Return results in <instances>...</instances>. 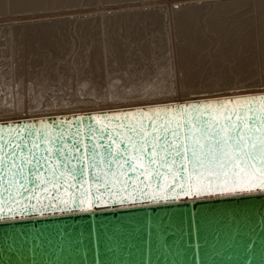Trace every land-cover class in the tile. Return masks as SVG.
I'll list each match as a JSON object with an SVG mask.
<instances>
[{"label": "water", "instance_id": "95a60500", "mask_svg": "<svg viewBox=\"0 0 264 264\" xmlns=\"http://www.w3.org/2000/svg\"><path fill=\"white\" fill-rule=\"evenodd\" d=\"M213 110L230 119L247 114L249 125L259 129L264 92L0 121V264H264V191L222 193L217 184L222 185L224 177L213 179L214 192L200 196L185 195L172 184L165 194L179 196L166 200L157 197L155 185L146 187L132 179L127 185L101 187L99 199L92 186L88 198L93 207L83 211L71 204V211L62 210L65 204L58 197L69 200L63 185L42 184L33 193L30 183L17 191V184H23L17 168L21 153L33 163L40 155L48 156L47 167L55 166L58 173L60 165L54 153L46 151L49 147H78L80 152L65 153L78 157L85 151L83 143L90 157L92 145L98 143L103 147L97 152L106 154L108 137L127 147L121 135H130L133 125L143 124L151 131L179 123L183 132L209 119V113L215 115ZM33 143L38 147L32 148ZM90 163L86 158L84 164ZM25 170L33 169L25 164ZM41 171L47 175L44 168ZM95 171L89 169L92 176ZM146 179L139 176V181ZM234 179L238 178L227 177L229 184ZM78 188L68 189L77 201ZM153 191L156 201L146 197ZM102 198L112 203L99 204Z\"/></svg>", "mask_w": 264, "mask_h": 264}, {"label": "bare ground", "instance_id": "6f19581e", "mask_svg": "<svg viewBox=\"0 0 264 264\" xmlns=\"http://www.w3.org/2000/svg\"><path fill=\"white\" fill-rule=\"evenodd\" d=\"M81 1L0 0V13H8L10 9L27 13L37 11L35 15L26 16V21L0 23V121L264 92V75L257 79L254 77L257 74L254 57L258 58V65L264 70V0H86L82 3L108 5L97 7L100 12L97 10L96 14L86 12L82 19L75 16L53 18L55 14L38 13L45 9L73 8ZM73 12H61L60 15ZM250 12L254 23L249 17L245 18ZM45 16H49L48 19L42 18ZM72 19L80 20L77 32L84 28L92 33H95V27L103 24L105 28L109 25L112 29L115 26H110L111 23H124L127 24L125 30L139 23L157 24L156 30L152 29L159 32L161 39H157V35L155 38L160 43L150 44L154 40V31L152 42L147 40L150 48L156 45L158 50L153 49L151 52L154 54L150 52L153 59L149 57L148 60L146 57L150 55L147 54L145 61L149 62L140 63V66H137L139 61L135 56L134 59L130 57L131 54L125 62H119V57L116 59L115 56L110 67L104 70L101 69L106 64L105 55L99 56L104 51L98 52L100 49L96 47L98 55L93 56L96 51L87 48L89 51L80 55V60L71 56L69 59L53 57L52 53L51 56L53 48L67 52L75 50L73 44L64 43L63 37V42L53 43L55 32L68 27ZM116 28L115 33H120V28L119 32ZM108 30L104 32L106 37L113 29ZM104 34L102 32V38ZM117 35L114 37L118 39ZM3 36L4 39L1 38ZM112 36L102 39L107 45V53L111 49L116 51L121 45L120 38L124 42L119 35L120 44H117ZM134 39L133 43L137 42L134 44L139 46L135 51L144 50L141 47L143 38ZM42 48L46 49L45 52ZM37 49L44 53L37 52ZM89 52L92 53L89 55ZM54 59L57 63L64 61L70 70H59L53 64ZM149 113L150 110L147 111ZM146 197L153 198L156 194L153 191ZM115 198L117 202L123 200L120 196ZM127 198L134 200L132 196ZM89 199L93 207V200ZM107 203L112 202L106 198L99 201V204Z\"/></svg>", "mask_w": 264, "mask_h": 264}, {"label": "snow or ice", "instance_id": "6c2138e0", "mask_svg": "<svg viewBox=\"0 0 264 264\" xmlns=\"http://www.w3.org/2000/svg\"><path fill=\"white\" fill-rule=\"evenodd\" d=\"M213 112L216 114L209 113V119L202 120L183 132L180 131L182 126L179 123L175 128L153 127L149 131L143 124L137 122L139 126L133 125L129 128L130 135H121V143L127 144L126 148H121L119 143L108 137L111 143L107 145L106 154L97 152L98 148L103 147L98 143L92 145L90 157L87 152L88 146L83 143L80 147L85 151L78 157L65 155L66 152H80L78 147L67 145L49 147L46 151L54 153L56 164L60 165L58 173L55 166L47 167L48 156L40 155L33 163L32 158L21 153V163L17 168L23 184H17V191L25 189L30 183H34L33 193L40 189L42 184L53 188L63 185L64 193L68 195L69 200L58 198L65 204L62 210L67 211L72 210L70 204L82 211L90 210L92 201L88 194L92 186H95L96 198L99 199L101 187L127 185L129 179L143 183L146 187L155 185L161 194L160 198L165 200L168 199L165 189L172 184L185 195L200 196L204 193L211 194L213 179L219 181L221 177H224V182L222 185L217 184V187L222 193L248 192L254 189L264 191V118L259 120L261 127L257 129L249 125L247 114L230 119L227 115L221 116L216 110ZM37 147L35 143L32 144V148ZM32 148H29V153L32 152ZM86 158L91 161L88 165L84 164ZM41 160L44 161L43 165L40 163ZM256 162L259 164L258 167ZM25 164L32 166L33 170H25ZM113 165L115 171L112 170ZM42 168L47 175L41 171ZM90 168L96 169L94 176L90 174ZM127 173L137 175L128 177ZM140 175L147 179L139 181ZM230 175L238 178L231 184L227 180ZM76 185H79L77 189L81 197L79 201L68 192L69 188ZM137 188L138 185L134 183L133 190ZM41 190L47 191L46 188ZM173 194L179 196V193ZM85 203L89 205L88 209L82 207ZM0 219H3L2 215Z\"/></svg>", "mask_w": 264, "mask_h": 264}, {"label": "rangeland", "instance_id": "374dc122", "mask_svg": "<svg viewBox=\"0 0 264 264\" xmlns=\"http://www.w3.org/2000/svg\"><path fill=\"white\" fill-rule=\"evenodd\" d=\"M82 1H84V2H86V0H82ZM82 1H81V3L80 2H77L76 4V6H74L73 8L72 7H65V8H54V9H45V10H42V11H39L38 13L39 14H55V15H53L52 17L53 18H57V17H64V16H75L76 18H83V16H85V14H86V12L87 13H92V14H96V13H98V11H99V9L98 8H100V7H105L106 5H108V4H104V5H100V3L98 4V6H95L96 4H93V5H86V3H82ZM137 1H140V0H137ZM147 1H150V0H147ZM155 1V0H154ZM123 2V1H122ZM122 2H120V3H122ZM118 3V2H117ZM124 3V2H123ZM101 4H103V3H101ZM81 6V7H80ZM86 6V7H85ZM91 6V7H90ZM93 6H95V7H93ZM78 7V8H77ZM98 7V8H97ZM107 7V6H106ZM67 8V9H66ZM69 8V9H68ZM84 10H83V9ZM92 8V9H91ZM94 8V9H93ZM103 8H101L100 10H102ZM56 9V10H55ZM79 11H78V10ZM85 9L86 10H88V11H85ZM90 9V10H89ZM11 10V11H10ZM9 11H8V13L6 12V13H0V23L1 24H5V23H9L11 20H13V21H15V22H20V21H26V20H28V18H26L25 19V17L26 16H31V15H35V14H37V11H29V13H27L28 11H23V10H20V9H10ZM54 10V11H53ZM81 10V11H80ZM95 10V11H94ZM98 10V11H97ZM48 11V12H47ZM69 12V11H74L73 13H68V14H62V15H60L61 14V12ZM11 14H10V13ZM14 12V13H13ZM25 12V13H24ZM57 12V13H56ZM60 12V13H59ZM79 12V13H78ZM100 12V11H99ZM3 16H2V15ZM6 14V16H4ZM15 14V15H14ZM252 14V15H251ZM10 15V16H9ZM20 16H21V18H20ZM247 16V17H246ZM8 18V19H4V18ZM48 17L49 16H45V17H42V18H46V19H48ZM249 17V19H252V20H250L252 23H254L253 22V20H254V17H253V13L252 12H250V13H248V14H246L245 15V18H248ZM250 17H252V18H250ZM10 18V19H9ZM14 19H16V20H14ZM3 20H4V23H3ZM9 20V21H8ZM77 20V21H76ZM79 19H72L71 20V23H69V24H67V26L68 27H66V25H65V27L66 28H64V29H61V30H58V32L56 33L55 32V37H56V39H55V37H54V39L55 40H53V43H56V41H60V42H63L62 40H64L63 38H65V42L64 43H70L71 45L73 44L74 46V48H75V50H73L72 52L70 51V50H68L69 52H67V50H61L60 49V51H59V49L57 50L56 48H53L54 50H52V52H50V55L52 56V54H53V57H65V58H67V59H69L70 58V56H71V58L73 57V58H77V60H80V57L83 55V54H86L88 51L86 50L87 48H89L90 50L92 49V50H94L93 52H95V53H92V52H89L88 54L90 55V53H92L93 54V56L95 55H98L97 53L98 52H100V51H104L102 54H100L99 56H101V55H105V62H104V68H102L101 70H104V69H108L109 67H110V64H112L113 63V59H114V57L117 59L118 57L120 58H118V61L119 62H125L124 60L126 59V61L130 58V57H134L135 56V60L137 61H139V62H137V66H138V64H139V66L141 65V64H143V62H145L146 63V61H145V57H146V55L148 54V55H150V56H147L146 58L148 59L149 57L151 58V59H153L152 57L154 56V55H152V57H151V54H150V52L153 50V49H155V50H158V48L156 47V45L158 44V43H160V40H157V39H161V38H159V32H157V31H155L156 30V28H157V24H154V23H150V22H146L147 24H144V23H139V24H137V26L136 25H133L132 27H128L129 29H127V30H125L126 28H127V24L126 25H123L124 23H120V24H117V25H119V26H117V25H112V23H111V25L110 26H115L114 28H112L111 29V27L109 28V25H107V28H109V30H112V33H113V31H114V33H113V36H112V33L110 32V34L111 35H107V37L108 38H110L111 36L112 37H114V35H116V34H118L117 36H118V39L120 38V37H122L123 38V40H124V42H126L125 44H124V42L121 40V38H120V42H121V45H122V48H121V45L116 49V51H114V50H112L111 49V51H113V53H114V55H113V53L110 51V52H105L107 49H106V47H107V45L106 44H104V40H105V38H107L106 37V34H104V32L105 31H107L108 29L107 28H105V26L106 25H101L100 27L99 26H97V27H95V29H93L92 31L93 32H95V33H92L90 30H87V29H84V28H82L81 30H79L78 29V32H77V26H78V24H79ZM73 24V25H72ZM74 24H75V26H74ZM150 24V25H149ZM154 24V25H153ZM148 25V26H147ZM70 26V27H69ZM121 26H123L122 28H120ZM124 26H126L125 28H124ZM153 26H155V27H153ZM99 27V28H98ZM102 27H104V28H102ZM117 27V28H116ZM120 28V30L119 31H121L120 33H115L116 31L114 30L115 28L117 29V32H119L118 31V29ZM254 27V26H253ZM152 28H154V29H152ZM151 29V30H150ZM109 30H108V32H109ZM125 30V31H124ZM128 30H130V31H128ZM90 31V32H89ZM126 31H128V32H126ZM154 31V33H153V36L154 37H152V32ZM71 32H72V34H71ZM102 32H103V34L105 35H103V38H104V40L102 41ZM124 32H126V33H132L131 35V37H130V35H127L126 33V35L124 34L123 35V33ZM252 32H253V30H252ZM88 33H90V34H93V35H90V34H88ZM122 33V34H121ZM151 33V34H150ZM86 34V35H85ZM253 34H254V32H253ZM85 35V38L83 37ZM88 35H90V37L88 36ZM119 35H120V37H119ZM122 35V36H121ZM156 35L158 36V37H156ZM124 36H126V39L124 38ZM139 38H138V37ZM140 36H142V37H140ZM63 37V38H62ZM151 37H152V40H153V38H154V40H153V42H152V40H151ZM157 39H156V38ZM2 39H4V36L3 37H1ZM51 38H53V36H51ZM51 38H50V40H51ZM58 38L60 39V40H58ZM101 39V40H98V39ZM107 38V39H108ZM134 38H137V40L138 39H141V38H143L142 39V41H141V45H143V46H141L144 50H142V51H140V49H139V51H135V50H137V47H139L138 45H136V44H134V43H137V42H134L133 43V41L134 40H136V39H134ZM145 38V39H144ZM150 38V39H149ZM91 39H93V40H91ZM114 39L115 40H113V41H115L117 44H120L119 42H118V39L117 38H115L114 37ZM128 39V40H127ZM131 39H133V40H131ZM150 41L151 40V42L152 43H150L148 40ZM157 42H156V41ZM52 41V40H51ZM128 41H130V42H132V43H130V42H128ZM145 41V42H144ZM123 42V43H122ZM58 43V42H57ZM66 43V44H67ZM91 43V44H90ZM153 46V44H156V45H154V47L153 48H150L151 46H150V44ZM162 43V42H161ZM127 44V45H126ZM129 44V45H128ZM132 46H131V45ZM133 44H134V46L136 47H133ZM138 44V43H137ZM149 44V45H148ZM90 45L92 46L91 48H90ZM94 46V47H93ZM129 46H131V47H129ZM98 48V49H100V50H98V52H97V49L96 48ZM133 47V48H132ZM96 50H95V49ZM120 48V49H119ZM147 48H149V49H147ZM157 48V49H156ZM102 49V50H101ZM119 49V50H118ZM128 49V50H127ZM40 51H44V50H46V49H43L42 48V50L41 49H39ZM38 49L36 50L37 52H40ZM118 50V51H117ZM121 50V51H120ZM42 51V52H43ZM57 51V52H56ZM77 51V52H76ZM130 51V52H129ZM134 51V52H133ZM42 52H40V53H42ZM45 52V51H44ZM43 52V53H44ZM115 52H117V53H115ZM145 52H146V54H145ZM52 53V54H51ZM112 53V54H111ZM134 53H136V54H134ZM141 53V54H140ZM152 54H154L153 52H151ZM111 54V55H110ZM130 54H131V56H130ZM133 54V55H132ZM143 54H144V57H142L141 58V56H143ZM81 55V56H80ZM120 55V56H119ZM123 57H122V56ZM35 56L36 57H39V55L38 54H35ZM130 56V57H129ZM138 58H137V57ZM107 57V58H106ZM254 57V56H253ZM93 58V57H92ZM109 58V59H108ZM121 58L123 59V60H121ZM131 58V59H132ZM134 59V58H133ZM57 59H54L53 60V64H55V67H57L59 70H63V71H65V72H67V71H69L70 70V68H69V66L67 65V64H65L64 63V61H61V63H57V61H56ZM149 60V59H148ZM109 61H110V63H109ZM258 58H255L254 57V62L256 63L255 64V66H256V73L257 74H255V78L257 79V78H259V77H261V75H264V70H262V68H261V66L260 65H258ZM147 62H149V61H147ZM109 65H108V64ZM141 63V64H140ZM66 65V66H65ZM107 66H109V67H107ZM66 67V68H65ZM259 70H258V69Z\"/></svg>", "mask_w": 264, "mask_h": 264}]
</instances>
